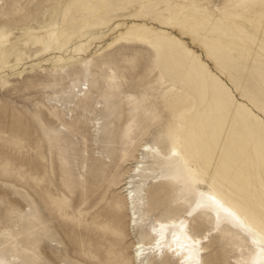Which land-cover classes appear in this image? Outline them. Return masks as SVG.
Masks as SVG:
<instances>
[{
	"label": "rangeland",
	"instance_id": "obj_1",
	"mask_svg": "<svg viewBox=\"0 0 264 264\" xmlns=\"http://www.w3.org/2000/svg\"><path fill=\"white\" fill-rule=\"evenodd\" d=\"M177 1L202 13L229 2L0 0V262L140 264L135 246L150 241L144 230L182 217L194 201L176 170L178 131L200 117L209 121L207 139L232 165L247 141L264 148V60L222 19L209 34L224 49L207 51L225 75L203 70L183 39L159 35L106 49L142 4L150 23ZM247 21L239 23L243 32L264 50V37ZM147 144L166 158L143 152ZM137 161L147 171L133 184L145 189L135 216L143 230L131 224L125 190ZM190 228L211 231L204 264H238L241 250H250L238 232L213 231L209 215Z\"/></svg>",
	"mask_w": 264,
	"mask_h": 264
},
{
	"label": "bare ground",
	"instance_id": "obj_2",
	"mask_svg": "<svg viewBox=\"0 0 264 264\" xmlns=\"http://www.w3.org/2000/svg\"><path fill=\"white\" fill-rule=\"evenodd\" d=\"M143 5L135 12L127 27H123L125 24L117 25V36L107 45V50L124 42L146 45L159 35L178 42L183 39L180 44L183 51L189 53L193 61H198L203 70L209 74L215 70L217 74L225 75V71L207 51V48L213 47L224 49L220 41L209 34L211 22L220 18L233 38L254 50L264 60V50L243 32L239 24L245 16L247 25L264 37V0H259L258 4H254V0H229L215 13H202L189 4L177 1L173 12L150 23L142 11ZM155 24L165 27L167 31ZM83 25L90 27L87 20L83 21ZM5 39L0 33V43L6 42ZM199 50L205 53L207 61ZM208 122L200 117L175 134L172 152L177 162L176 170L188 179V187L195 195L194 201L182 217L157 220L144 230L150 241L139 242L135 246L134 259L140 264L150 258L158 262L165 257L176 264H204L206 244L210 241L211 231L196 235L190 228L191 222L201 214L211 217L213 231L223 226L245 237L250 250H241L238 264H264V148H258L252 141H247L240 157L232 165L219 154L215 138L211 136L207 139ZM142 151L150 157L166 158L156 145H144ZM217 161L219 165L215 163ZM140 164L141 162H136L129 181L125 184V190L128 193L129 209L134 215L131 224L143 230L140 226L142 218L135 216L140 209L142 196L146 195L145 189L144 186L138 189L133 186L138 177L141 180L147 174ZM17 262L9 263L4 260L0 264Z\"/></svg>",
	"mask_w": 264,
	"mask_h": 264
}]
</instances>
